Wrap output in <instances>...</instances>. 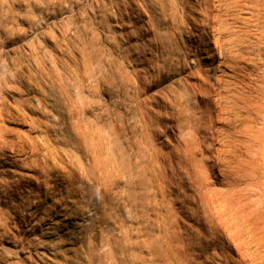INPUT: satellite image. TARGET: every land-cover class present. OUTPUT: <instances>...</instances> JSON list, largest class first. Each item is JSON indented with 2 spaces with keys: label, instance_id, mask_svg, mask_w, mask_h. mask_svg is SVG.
Listing matches in <instances>:
<instances>
[{
  "label": "rangeland",
  "instance_id": "rangeland-1",
  "mask_svg": "<svg viewBox=\"0 0 264 264\" xmlns=\"http://www.w3.org/2000/svg\"><path fill=\"white\" fill-rule=\"evenodd\" d=\"M198 1L0 0V264H55L44 244L58 250L57 264H145L155 227L145 204L112 168H89L76 127L114 131L127 151L145 138L152 109L166 131L157 142L169 147L172 90L197 81L185 73L186 53L201 57L211 40L205 16L187 21L185 6L198 10ZM174 230L180 253L184 236ZM228 247L218 258L233 264Z\"/></svg>",
  "mask_w": 264,
  "mask_h": 264
},
{
  "label": "bare ground",
  "instance_id": "bare-ground-1",
  "mask_svg": "<svg viewBox=\"0 0 264 264\" xmlns=\"http://www.w3.org/2000/svg\"><path fill=\"white\" fill-rule=\"evenodd\" d=\"M197 6H185L187 21L196 23L195 14L205 16L203 29L211 40L201 57L186 53L190 72L185 73L197 81H181L172 90L173 100L167 99L172 102L169 147L157 142L166 131L157 129L152 109L146 110L147 134L142 142L127 144L129 155L120 135L110 131L106 137L89 119L77 124L79 144L90 169L112 168L131 200L145 204L155 226L144 243L145 264H209L216 259L224 264L218 258L227 257L224 242L236 252L235 264H264V0H199ZM203 62L212 68L203 69ZM15 162L5 161L10 167ZM8 200L6 209L16 213L17 205ZM174 228L184 236L180 253L172 246ZM44 245L43 252L57 264L56 247Z\"/></svg>",
  "mask_w": 264,
  "mask_h": 264
}]
</instances>
